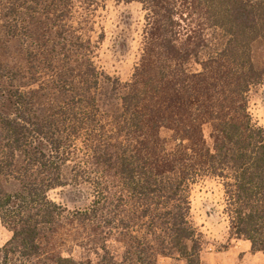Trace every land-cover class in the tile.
I'll return each instance as SVG.
<instances>
[{
	"label": "trees",
	"instance_id": "obj_1",
	"mask_svg": "<svg viewBox=\"0 0 264 264\" xmlns=\"http://www.w3.org/2000/svg\"><path fill=\"white\" fill-rule=\"evenodd\" d=\"M114 1L145 13L124 83L97 63L103 0H0V264H201L191 192L205 179L223 186L231 235L264 255V127L249 111L264 0ZM70 186L88 204L50 197Z\"/></svg>",
	"mask_w": 264,
	"mask_h": 264
},
{
	"label": "rangeland",
	"instance_id": "obj_2",
	"mask_svg": "<svg viewBox=\"0 0 264 264\" xmlns=\"http://www.w3.org/2000/svg\"><path fill=\"white\" fill-rule=\"evenodd\" d=\"M93 39L97 40L104 35V42L98 51L97 63L104 70L105 75L112 80L124 83L130 79L133 68L139 59L142 32L145 24V13L139 4L126 5L114 0H103L101 7L94 14ZM254 65L258 70L264 71V47L254 46ZM105 91L111 94L110 86L105 85ZM116 104V99H111ZM249 111L255 124L264 127V82L252 88L249 94ZM85 190L78 191L75 187L57 189L51 192L50 197L57 203L66 205L70 210L84 207L88 204ZM192 221L199 233L203 236V251L205 254L221 253L226 255L238 253L234 248L239 239L231 235L228 215L225 213L226 202L224 189L218 180L205 179L192 188ZM11 233L0 222V248L11 239ZM251 249L246 254H241L236 264H264V255L253 252ZM110 248L115 255L120 256L123 244L113 239ZM239 249L245 250L242 245ZM61 253L65 257L79 259L81 250L70 245L63 247ZM174 260V262H173ZM184 264L175 259L159 258L158 264Z\"/></svg>",
	"mask_w": 264,
	"mask_h": 264
},
{
	"label": "crops",
	"instance_id": "obj_3",
	"mask_svg": "<svg viewBox=\"0 0 264 264\" xmlns=\"http://www.w3.org/2000/svg\"><path fill=\"white\" fill-rule=\"evenodd\" d=\"M242 244L245 247V250L239 249V246ZM234 248H236L238 250L237 251L238 253L228 252L226 255H223L221 253L205 254V256L203 255L201 257V264H236L239 256L241 254H246L247 250L251 249V247H249V245H248V242H244L241 240L238 241V243L236 244V246H234ZM170 260H172V259H170ZM173 262H174V260H173ZM173 262L171 264H174ZM176 262H178V261L176 260Z\"/></svg>",
	"mask_w": 264,
	"mask_h": 264
}]
</instances>
